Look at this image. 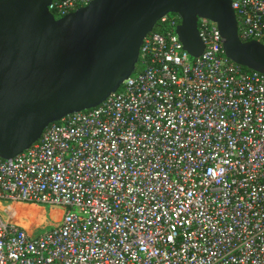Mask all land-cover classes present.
<instances>
[{"label": "built area", "instance_id": "built-area-1", "mask_svg": "<svg viewBox=\"0 0 264 264\" xmlns=\"http://www.w3.org/2000/svg\"><path fill=\"white\" fill-rule=\"evenodd\" d=\"M93 1L49 11L61 19ZM231 3L241 41L264 45V0ZM180 25L159 21L102 105L0 156V264H264V74L228 59L207 19L194 59ZM18 203L61 220L30 234Z\"/></svg>", "mask_w": 264, "mask_h": 264}, {"label": "water", "instance_id": "water-1", "mask_svg": "<svg viewBox=\"0 0 264 264\" xmlns=\"http://www.w3.org/2000/svg\"><path fill=\"white\" fill-rule=\"evenodd\" d=\"M52 0H0V156L29 150L46 128L102 105L136 71L144 39L167 15L194 59L200 19L215 23L228 59L264 74V45L242 42L231 0H94L56 19Z\"/></svg>", "mask_w": 264, "mask_h": 264}, {"label": "crops", "instance_id": "crops-1", "mask_svg": "<svg viewBox=\"0 0 264 264\" xmlns=\"http://www.w3.org/2000/svg\"><path fill=\"white\" fill-rule=\"evenodd\" d=\"M13 207L18 212L16 222L26 228L30 234L34 235L51 229L53 226L57 225V223L60 222L63 213L60 209H44L43 207L25 205L22 203L14 204ZM23 215L28 216L26 217L28 218L27 221L23 220L25 219ZM50 216L52 217V220H50Z\"/></svg>", "mask_w": 264, "mask_h": 264}, {"label": "rangeland", "instance_id": "rangeland-1", "mask_svg": "<svg viewBox=\"0 0 264 264\" xmlns=\"http://www.w3.org/2000/svg\"><path fill=\"white\" fill-rule=\"evenodd\" d=\"M20 204H21V203H20ZM25 205H27V204H25ZM34 206H38V205H34ZM39 207H43L44 209H48V208H46V207H44V206H39ZM30 215H31V214H30ZM23 216H24V215H23ZM51 216H52V215H51ZM51 216H50V220H52V217H51ZM26 217H28V216H27V215L24 216V218H25V219H23L24 221H27L28 218H26ZM57 217H58V215H57Z\"/></svg>", "mask_w": 264, "mask_h": 264}, {"label": "trees", "instance_id": "trees-1", "mask_svg": "<svg viewBox=\"0 0 264 264\" xmlns=\"http://www.w3.org/2000/svg\"><path fill=\"white\" fill-rule=\"evenodd\" d=\"M245 70H247V69H245ZM248 71V70H247Z\"/></svg>", "mask_w": 264, "mask_h": 264}, {"label": "bare ground", "instance_id": "bare-ground-1", "mask_svg": "<svg viewBox=\"0 0 264 264\" xmlns=\"http://www.w3.org/2000/svg\"><path fill=\"white\" fill-rule=\"evenodd\" d=\"M55 219V218H54ZM27 227V226H26Z\"/></svg>", "mask_w": 264, "mask_h": 264}]
</instances>
